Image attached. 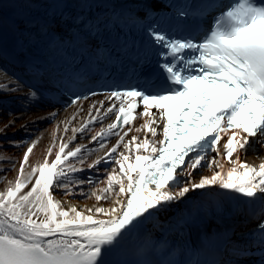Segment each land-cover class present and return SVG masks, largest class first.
Here are the masks:
<instances>
[{
    "label": "snow or ice",
    "instance_id": "snow-or-ice-1",
    "mask_svg": "<svg viewBox=\"0 0 264 264\" xmlns=\"http://www.w3.org/2000/svg\"><path fill=\"white\" fill-rule=\"evenodd\" d=\"M32 26L33 21L25 19L15 26L22 49L32 38ZM59 26L60 21L53 18L42 28L52 32ZM84 27L91 29L93 25L86 23ZM148 34L152 45L166 50L158 53L163 75L138 74L135 84L125 86L127 90L106 96L111 101L106 109L101 101L99 108L93 104L88 110L89 117L96 110L97 120L109 114L114 117L93 141L117 137L110 148L100 143L103 154L88 165L94 168L104 162L118 166L107 173L106 181L101 182L104 187L87 194L97 203L78 210L53 195L60 188L65 196H73V186L86 182L73 175L83 170L77 167L85 163L83 146L70 148L69 143L93 119L72 128L73 137L68 141L57 146L54 139L44 159L35 164L29 157L38 141H32L26 145L15 179L0 190V264H112L109 257L145 220L166 212L174 202L197 190L219 187L264 203V196L257 195L264 194V159L258 165L242 163L238 155L233 159L234 154L247 150L250 138H258L256 142L264 147V3L235 0L215 18L201 42L152 27ZM26 98L30 102L39 99L31 89ZM81 99L87 96L70 97V106L78 105ZM100 109H105L103 115ZM54 117L50 112L36 119ZM138 117L143 123L134 131L143 132V139L132 135L125 140L133 129L123 126ZM16 119L9 114V120L0 126V136H6ZM64 123L67 132L70 121ZM225 135L227 140L221 144ZM133 145L136 154L131 162ZM54 148L58 150L49 159ZM209 151L220 160L209 161ZM197 168H207L211 175L197 179L192 175ZM102 200L109 203L108 208L100 205ZM257 231L258 240L232 249L236 259L246 258L249 248L256 245L261 252L259 264H264V221L257 225ZM151 247V242H146L139 255ZM134 264L153 262L139 259Z\"/></svg>",
    "mask_w": 264,
    "mask_h": 264
},
{
    "label": "bare ground",
    "instance_id": "bare-ground-1",
    "mask_svg": "<svg viewBox=\"0 0 264 264\" xmlns=\"http://www.w3.org/2000/svg\"><path fill=\"white\" fill-rule=\"evenodd\" d=\"M0 86H2V90H0V126L9 120V114L17 118L15 125L7 129L6 136H0V190H3L7 181L15 179L19 162L22 160L24 151L26 150V145L32 141H38L37 147L29 157L30 161L35 164L37 161L44 159L46 149L53 143L54 139L57 146L61 141H68L70 137H73L71 129L82 126L91 118L93 119V123L88 124L83 132L75 133V137L69 143L70 148L83 146L82 155L85 158V163L83 165L77 164V167L83 170L73 175L77 179L84 178L86 182L80 186H73V192L75 193L73 196H65L64 190L60 188L55 189L53 195L56 199L74 204L78 210L94 206L97 202L94 198L89 199L87 194L96 190L97 187H104L105 185L101 182L106 181L107 173L111 168L118 166L104 162L96 165L94 168H89L88 165L98 155L103 154L100 151V143H104L110 148L116 143L117 137L111 136L106 141H100L99 139L93 141L92 137L96 136L101 128H105L108 123L112 122L114 117L109 114V117L97 120L94 118L96 110L93 109L92 117H89L88 110L93 104H96L99 108V102L101 101L104 102L105 109L110 106V103H106L105 99H97L94 102H85L80 106L75 105L65 110L53 111L46 109L40 102H30L20 90H16L17 86L9 82L4 76H0ZM105 109H100L101 115H103ZM50 112L55 114L54 118L36 119L38 116H47ZM73 116H75L74 119ZM66 120L70 121L67 125V132L64 131L66 126L64 121ZM142 123L143 119L138 117L128 127L124 128L125 130L128 128L133 129L125 137V140L130 139L132 135H138L143 139V132L135 133L134 131ZM21 124H24L26 127L22 128ZM161 130L157 129L158 132ZM148 135L151 138L150 133ZM253 144L255 143L249 142L247 150L234 154L233 159L238 155L242 163L258 165L261 159H264V147L252 148ZM57 150L58 148L53 149V156L49 157V159L54 158ZM132 154L133 161L131 162H134V155L136 154L134 145ZM213 158L220 160L216 156L211 157V159ZM69 159L72 160L73 158ZM216 170L218 171L219 169ZM192 175L198 179L200 175H211V171L207 168H197L193 171ZM89 180L91 183L87 182ZM222 190L224 189L213 187L197 190L195 193H189L184 200L174 202L166 212H161L155 217L145 220L139 229L130 236L129 242L140 244L145 240H157L170 237L177 232H181L182 228L185 227V225H182L184 223L188 224L190 229L196 231L201 230L205 224L213 220V217H210V213H207L204 209L203 204H206L208 207L212 198H217L215 194ZM258 194L264 196V194ZM100 205L105 208L109 207V203L103 200L100 201ZM240 224V221H232L228 225L221 226V228L223 227L229 232L230 229H234ZM230 261L234 262L236 259L232 254L226 252L220 263L227 264Z\"/></svg>",
    "mask_w": 264,
    "mask_h": 264
}]
</instances>
